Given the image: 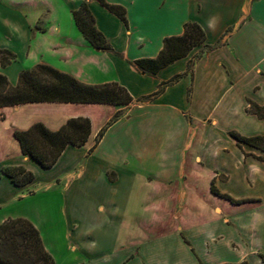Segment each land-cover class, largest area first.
I'll return each instance as SVG.
<instances>
[{
  "label": "crops",
  "instance_id": "crops-1",
  "mask_svg": "<svg viewBox=\"0 0 264 264\" xmlns=\"http://www.w3.org/2000/svg\"><path fill=\"white\" fill-rule=\"evenodd\" d=\"M84 1L109 50L92 46L76 26L73 11ZM104 2L122 8L126 22L98 0H0V50L13 56L0 63L8 87H16L22 71L45 65L84 85L115 84L130 98L119 105L1 107L0 224L29 221L54 264H252L228 247V226L219 222L222 242L199 244L208 252L178 234L154 237L175 197L184 203L185 226H192L195 173L200 206L206 196L218 216L234 217L254 234L252 246L262 254L253 264H264V196L240 192L251 191L257 179L264 183V150L230 135L264 136V118L248 112L250 104L264 110V0ZM187 23L201 28L202 44L156 74L137 66L155 59L165 38L182 36ZM78 118L90 122L86 143L68 145L49 169L22 155L13 136L36 123L56 131ZM214 131L223 141L208 138ZM5 167H22L34 180L16 186L2 173ZM212 182L242 202L213 194ZM145 233L149 238H130Z\"/></svg>",
  "mask_w": 264,
  "mask_h": 264
},
{
  "label": "trees",
  "instance_id": "trees-1",
  "mask_svg": "<svg viewBox=\"0 0 264 264\" xmlns=\"http://www.w3.org/2000/svg\"><path fill=\"white\" fill-rule=\"evenodd\" d=\"M110 12L123 22H126L125 11L117 6H110L104 0H98ZM75 24L83 37L94 47L109 50L104 37L95 27V21L87 8L86 1L73 11ZM205 36L201 28L194 23L184 25L182 36L165 38L163 48L155 59H144L136 62L137 66L149 74H156L160 69L184 57L188 52L204 42ZM209 48H207V51ZM13 56L0 50L1 66L7 65ZM181 76H176L162 84L157 96L163 87L174 83ZM130 101L126 92L115 84L101 86L84 85L71 76L45 66L37 65L32 70L22 71L18 77L16 87H8L5 77L0 75V108L25 103H96V104H126ZM248 112L264 118V110L250 104ZM90 134L88 119H70L56 131L47 129L43 124L36 123L24 131H14L13 136L20 146L24 156H30L41 167L51 168L68 145L83 146ZM239 143H246L264 150V136L245 138L235 132H230ZM102 133L96 139L98 143ZM2 173L11 179L16 186H25L34 180L32 172L22 167H5ZM211 192L234 204L235 201L217 191L211 183ZM9 245L12 255L3 256L2 248ZM29 259L35 264H54L51 256L44 250L40 235L34 226L27 220L8 218L0 224V264H14V256ZM241 264H245L244 262Z\"/></svg>",
  "mask_w": 264,
  "mask_h": 264
},
{
  "label": "rangeland",
  "instance_id": "rangeland-1",
  "mask_svg": "<svg viewBox=\"0 0 264 264\" xmlns=\"http://www.w3.org/2000/svg\"><path fill=\"white\" fill-rule=\"evenodd\" d=\"M210 137H208L210 140L211 139H215L216 141L220 142L223 141V138L214 131V133H211L209 135ZM195 141V140H194ZM193 147H195V143H193ZM218 157H216L215 159L217 160ZM213 161H216V160ZM202 163V162H200ZM197 178V180H196ZM200 176H198L197 174L194 173V181L196 183L197 186V196H199V198L197 197L195 200V195L194 198L192 200V214H193V224L191 227H186L185 226V222L186 217H184V213L182 210H180V202L183 203V201H178V198L175 197V199L173 200V206L171 208L170 211V215L169 216H164L161 217V226L160 229L157 231L156 234H154V237H160V236H164V235H173V234H178L180 236H183L186 240L189 241V243L194 244L195 246V250L198 251L199 253H202V251L204 252H208V250H210V248H204V247H199L201 245V242H207V246L211 245L212 243L215 244H219L220 242H222V236L224 237V235H222L220 233V231L218 232L217 229V224L218 222L220 223V225H227L228 226V232L229 233H225L226 238H229L228 241V247H230L231 250L237 252V251H242L244 252V254H246V258L248 259H252V264L255 261L254 257L258 258L261 256L262 252L260 249H256L254 248L252 245V237H254L252 233L250 232H246V228L245 226H240L238 223L235 224V218L234 217H230V216H218V210L216 209L218 206L214 205L213 203H211L210 201L207 200V197L205 196L204 198V207L200 206V197H202V191L200 189ZM253 189L251 191L249 190H244L243 188L240 189L241 193H247V194H254L257 195L259 197H263L264 196V183L260 180L257 179L255 180V185H253ZM229 189L234 190L235 186L234 184L228 185ZM137 202V200H136ZM165 206V205H164ZM182 206V205H181ZM184 206V203H183ZM241 208H248V206L246 207H241ZM190 214V213H189ZM264 216V215H263ZM129 218H131L130 216H128ZM151 219L148 218L146 220V222ZM126 221L128 222L129 220ZM130 223V222H129ZM132 223V222H131ZM187 228V230H186ZM232 229V230H231ZM202 230V231H201ZM210 233V234H209ZM208 236V237H207ZM235 236V238H234ZM146 237V238H144ZM207 237V238H205ZM130 238L134 239V240H138L140 241L141 239H147L149 238L148 233L145 234H136L134 236L130 235ZM152 239V237L150 238ZM262 241V247L264 249V234L263 237L261 239ZM3 256H9L12 255V249L9 245H5L2 248V253ZM225 257H231L228 254H224ZM14 256V264H35L33 263L31 260L24 258L23 256H21V258ZM211 257V256H210ZM205 260L207 258H204ZM213 259V258H210Z\"/></svg>",
  "mask_w": 264,
  "mask_h": 264
}]
</instances>
